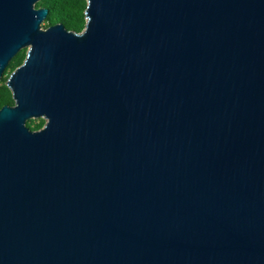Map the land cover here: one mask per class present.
<instances>
[{"label":"water","instance_id":"95a60500","mask_svg":"<svg viewBox=\"0 0 264 264\" xmlns=\"http://www.w3.org/2000/svg\"><path fill=\"white\" fill-rule=\"evenodd\" d=\"M39 1L0 0V264H264V0Z\"/></svg>","mask_w":264,"mask_h":264},{"label":"trees","instance_id":"16d2710c","mask_svg":"<svg viewBox=\"0 0 264 264\" xmlns=\"http://www.w3.org/2000/svg\"><path fill=\"white\" fill-rule=\"evenodd\" d=\"M36 8H47L49 11L43 23L44 28L61 23L69 31L81 33L86 27V0H40ZM27 51L23 49L11 60L3 78L0 79V110L3 106L15 104L13 94L6 83L11 74L24 63ZM45 124L44 119H32L27 122V126L33 131L42 129Z\"/></svg>","mask_w":264,"mask_h":264}]
</instances>
